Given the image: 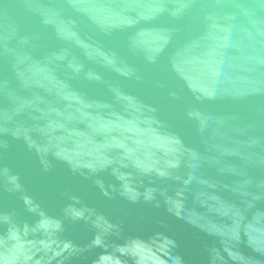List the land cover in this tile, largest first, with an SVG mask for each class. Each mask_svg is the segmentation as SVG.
Returning a JSON list of instances; mask_svg holds the SVG:
<instances>
[{
	"label": "water",
	"instance_id": "1",
	"mask_svg": "<svg viewBox=\"0 0 264 264\" xmlns=\"http://www.w3.org/2000/svg\"><path fill=\"white\" fill-rule=\"evenodd\" d=\"M0 264H264V0H0Z\"/></svg>",
	"mask_w": 264,
	"mask_h": 264
}]
</instances>
